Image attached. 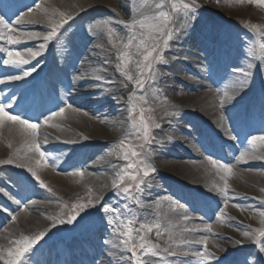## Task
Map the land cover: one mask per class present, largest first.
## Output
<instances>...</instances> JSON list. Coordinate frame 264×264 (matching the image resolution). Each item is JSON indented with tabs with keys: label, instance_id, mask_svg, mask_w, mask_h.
<instances>
[{
	"label": "bare ground",
	"instance_id": "1",
	"mask_svg": "<svg viewBox=\"0 0 264 264\" xmlns=\"http://www.w3.org/2000/svg\"><path fill=\"white\" fill-rule=\"evenodd\" d=\"M20 1L8 0L6 4H0V8L5 10L8 4L12 9H20L25 6ZM86 1L39 0L32 3L31 8L34 11H36L35 4L39 3L43 8H47L50 14L51 7L65 12L72 16V19H69L61 28L56 39L48 42L51 44L50 51L41 50L40 45L44 43L42 37L49 30V20L43 14L37 13V19L41 23L25 25L22 29L39 33L41 38L25 40L16 47L25 54L26 58L27 49L39 51L40 54L31 59L29 65L20 67L6 66L0 61L1 79L12 75L22 76L19 80H5L4 83H0V103L11 105L6 109L10 114L34 122L35 118L44 113L49 116L59 108H65V114L54 117L49 124H44V119L42 122H36L40 124L36 139L41 145V150L46 154L47 165L35 163L39 159V154L28 151L26 141L29 137L21 132L19 125L5 121L0 126V161L10 158L13 161L11 164H0V195L3 197L0 214L11 218L6 221L0 215V247L11 246L10 241L19 239L22 235L34 237L41 232L45 233L31 251L26 253L23 264H59L61 261L55 256L56 251L78 249L82 244L85 253L89 256V258L86 257L88 260L86 258L82 260L81 255L75 254L65 259L63 264H84V262L93 264L98 255L103 260L97 262L98 264H129L127 252L123 251L119 238L113 232L114 225H110L109 221L102 217L103 213L102 215L88 214L82 218L86 222L90 221L91 224L79 232L74 241L69 240L65 246L46 241V238H49V227H53L54 224V215L49 209H43L51 205L58 206L55 200L54 205L50 203L55 195L49 194L46 189V193L35 190L25 185L22 180L30 173L28 167H32L47 177L48 186L51 187L56 186L62 190L73 188L89 191L91 189L98 201L105 197L113 198L115 194L112 182L116 178L117 171L122 167L117 163V157L114 155L106 157L101 154L91 162L86 160L97 151L113 149L121 138L134 131V129L130 130L124 122V108L130 110L126 100L127 88L125 83L120 81L121 73L117 70L115 63L117 50L109 43L106 30L100 33L90 32L89 37L82 38L76 26H80L86 18L90 17L92 26L106 20L115 30L114 39H122L126 42L128 29L120 21L127 18L134 8L130 5L131 0H88L96 4L94 8L88 9L90 6L87 7ZM57 16L60 19L58 13L55 14V17ZM12 24L15 26V22ZM30 27H38V29L29 30ZM92 39H94L93 42ZM215 40L221 39L217 36ZM58 46L61 51L57 50ZM212 46L211 44L202 46L186 35L176 37L169 48L175 53L177 59H168L169 61L166 59L167 63H161L165 67L156 69L155 80L149 79L148 87L164 90L154 106L157 116L165 122L159 128L167 134L170 143L167 142V146L164 145L167 151L161 154L148 146L147 159L156 173L159 171V175L170 174L177 183L175 188L161 194L155 202H150L144 198L154 194V189H159V183L155 176H151L152 180L148 176L145 187H149L143 186V201L133 215L138 223H161L162 235L157 240H162L163 248L177 249V251L181 249L183 252L186 250L193 254L195 259H199L194 255L197 251L195 247L190 246L188 249H183L182 246L176 247L180 238L185 236L188 241H196L194 238L202 239L207 236L208 243L214 244L212 245L214 249L213 246H219L218 244L222 242L218 238L213 239L214 234H224L227 231L233 233V230L227 229L223 224L216 227L217 223L211 224V233L205 231V226L209 223L200 222L199 217L185 211L176 201L179 198L189 200V197L182 192V188L197 192L200 198L207 202L224 201L225 197L217 190L218 187L223 186L221 176L224 173L213 167L207 158L215 159L217 156L223 159L222 163L233 165L234 174L228 178L229 203L227 206L223 204L221 208L223 211L233 212L236 208L234 205H239L238 209H243L241 201L247 196L258 194L251 185L257 189L264 186V158L246 157L241 162L236 160L242 151H248L256 157H264V149L258 147L253 150L248 142L244 143L246 138L264 136V60L260 61L259 66L260 82L254 73H248L240 56L221 61L217 50L214 51ZM3 55L0 53V56ZM70 55L73 58L71 61ZM182 62L196 75H190L186 67H182ZM194 62H201L203 66H198ZM96 63H99L97 68ZM36 64H39L36 79L42 68L48 67V75L40 90L36 87L32 90L30 86H27L28 80L34 73L23 76L24 70ZM235 70L241 72L242 76L234 75L232 71ZM50 76L51 80L47 81ZM180 80L181 83H179ZM217 81H221L218 87H216ZM48 83L51 84V88L46 87ZM226 89L234 98L226 100L221 106L219 97ZM17 90H19L18 97L13 100L12 96ZM143 91L144 89H139V92ZM27 93L30 95L24 98ZM249 93L254 95L249 98L247 95ZM172 100L180 102H172ZM69 104L72 105L71 108L66 107ZM221 116H223L222 121ZM193 124L197 127L201 144L198 146L188 144L181 150L177 149L175 145L184 141L185 133L191 131ZM231 136H235L236 139H232ZM228 148H232V152L237 155ZM20 165H26V167ZM69 166L70 168L67 169ZM79 171H83V176L76 174ZM239 180H244V183ZM204 181L214 183L216 185L214 191L206 190L200 185ZM4 185L14 188L18 194L17 198L9 196ZM159 190L162 192L161 189ZM114 198L120 200L116 195ZM40 199L44 201L41 202ZM33 201L35 203H32ZM172 202L180 206L167 210L168 204ZM209 212L212 213V211ZM13 216L16 217L15 221L12 220ZM184 216L189 219L184 220ZM223 219L225 220L224 217L216 218V222H223ZM166 228L167 231H165ZM186 229H196V231H186ZM169 235L172 236V240H169ZM243 244L242 252H245L248 246ZM210 246H208L209 252H211ZM232 249L230 256L228 254V257H225L227 259L225 262L229 264H233L234 260L232 254L235 248ZM211 253L214 254V252ZM262 255L261 259H264V253ZM166 257L169 258L168 255ZM150 264L159 263L150 260ZM164 264H168L167 260Z\"/></svg>",
	"mask_w": 264,
	"mask_h": 264
},
{
	"label": "rangeland",
	"instance_id": "2",
	"mask_svg": "<svg viewBox=\"0 0 264 264\" xmlns=\"http://www.w3.org/2000/svg\"><path fill=\"white\" fill-rule=\"evenodd\" d=\"M8 0H0V4L4 5L6 4ZM16 1V0H13ZM39 2V0H21L20 2H23L25 6H23L20 9L15 10L14 8L10 5L7 4V8L3 10L0 8V15H4L5 19H7L10 23L15 22L16 17L22 13H26L29 8L33 6L32 3L34 2ZM185 2H190V0H185ZM52 4V3H51ZM144 4V0H131L130 5H133V12L128 15L127 18L123 19V21H130L131 19L139 18V12L137 11L138 9L140 11H145V9L142 7ZM195 4L197 5L194 15L187 21V25L185 28H183L179 33H174L173 39L169 41V45L173 44L174 40L176 37L186 35L189 37H192L193 40H196L198 44L200 45H206V44H211L213 45L212 48L214 51L217 52V55L219 59L222 61L229 60L230 58L233 57H241L242 63L245 65L246 70L248 73L253 74L256 76L257 80L261 82V79L259 78V66H260V59L255 58L254 56L249 55L250 52L253 51V45H257L260 42V39L255 36V33L251 29V25L256 24L261 27L262 30H264V6L263 5H257L255 3H250L249 0H195ZM49 5V4H48ZM86 5L88 9L94 8L95 3H91L88 0L86 1ZM51 11L54 8H49ZM170 11V8H169ZM151 9L147 10L146 14H150ZM39 13V12H38ZM58 13V12H57ZM42 14V13H41ZM82 15V13L80 14ZM55 19H59L58 16L55 17ZM91 17L88 19L86 18L83 21V24L80 26H76V29L78 33L80 34V37H89L90 31L88 30L92 26V20H90ZM176 26H179V22L176 23ZM79 27V29H78ZM29 30H37L38 27H30L28 28ZM23 30V29H22ZM61 31V29H60ZM59 31V32H60ZM68 35V34H67ZM220 38L221 40H215ZM128 37V33H127ZM211 38V39H210ZM94 39H92L93 42ZM91 40H89L90 42ZM127 41V40H126ZM88 42V41H87ZM85 42V43H87ZM51 44H48L47 47L41 49V50H47L50 51ZM211 48V49H212ZM169 47L164 50V55L165 59H177V56L173 51H169ZM57 50L61 51V48H57ZM258 52V47L256 49ZM217 57V58H218ZM72 56L70 55V61L72 60ZM136 59H139V57H136ZM166 60V61H167ZM169 61V60H168ZM119 61L117 58L115 59V63L117 64ZM193 62V61H192ZM195 63V62H194ZM198 66H203L201 62H196L195 63ZM39 64H36V66H31L32 68H35L36 70L32 72V74H36L37 68ZM96 65V66H95ZM94 66L97 68L99 67V63H96ZM182 67H186V71L189 72L190 75L195 76V72H193L187 65L182 62ZM169 66V65H168ZM165 66L163 64H156L155 68L156 69H163ZM129 71L132 73L134 79L136 78V72L137 70L135 69L134 65H129ZM234 75L242 76L241 72L232 71ZM33 74V75H34ZM35 77V76H34ZM203 77V76H202ZM2 76L0 75V79ZM205 78V77H204ZM34 79V78H32ZM120 81L125 83L126 85V100L128 104L130 105V108L132 107L133 103H135L136 108L135 111L133 112L132 116L129 115V109L124 108V122L126 123L127 127L132 130L131 128V122L136 121L137 123L139 122L140 118V109L141 107L147 109L151 108L152 111L144 112V118L149 124V129H150V138L151 143L150 144H145V152L148 146L153 147L154 151L161 154V152L167 151V148H164L167 142L170 143L169 138L167 134L163 131L160 130V128H156L155 124L163 125L165 122L160 119L155 111V106L154 103L157 102L160 96V93L163 92V89L160 88H152L151 86L148 87V82L149 79L145 77L147 80L145 84V88L143 92H139V89L132 81H128L122 74L120 77ZM204 81L206 79H203ZM182 81L180 80L179 83ZM221 81L216 82V87L219 86ZM27 86H34V80L33 81H28ZM116 86H118L116 84ZM205 88V87H204ZM202 88V89H204ZM135 93V96L133 100H129V95ZM19 94V90L14 92L12 99L16 100ZM144 95L147 98V103L144 104L141 100L138 99L139 96ZM248 97H251L252 93L247 94ZM18 102V101H17ZM172 102H180V101H174ZM126 109V112H125ZM47 117V113L42 114V116L35 118L33 121L34 122H42V120ZM185 137H183L184 141L181 142L180 144H176L175 147L177 149H183V147L187 146L188 144H191L193 146H198L200 145V139H199V132L197 130V127L193 124L192 129L190 132L185 133ZM249 139L244 140V143H247ZM132 143L134 144H140L144 143L143 139H132ZM229 149V148H228ZM114 150H100L94 153L89 157L87 162H91L93 159H95L99 155H103L106 157H110L109 153ZM170 150V149H169ZM229 151L232 152V148L229 149ZM234 155L235 152H232ZM209 155V154H208ZM115 156V155H114ZM118 159V158H117ZM215 159H217L219 162H223V159L215 156ZM86 162V163H87ZM117 163L121 164L124 166L126 163L125 161L118 159ZM149 163V160H148ZM225 163V162H224ZM6 167V166H5ZM70 166L67 168L69 169ZM9 169V167H7ZM155 169V168H154ZM10 170V169H9ZM156 173V170L150 173V179L152 180V175L155 176L156 180L159 183V189L160 190L154 189V194L151 196H148L144 199L150 200V202H155L157 197L161 196V194H165L168 192L169 189L175 188L176 183L173 181V177L170 174H162L159 175L158 172ZM37 176L40 177L41 180L44 181V183L47 185V188H50L52 191L49 192L47 188L41 187L39 181L35 177L32 176L31 173L26 175L25 177L22 178L23 182L25 185L30 186L34 188L35 190H39L40 192L46 193V190L49 194H54L55 197L51 199V202L54 205V200L55 203L58 204V206H48V208L42 207L43 210H50L52 214L54 215V224L53 227H49V238H46V241L51 242L52 244H60L62 246H65L68 241H74L76 236L78 235L79 232H82V230L89 226L91 223L86 222L82 220V218H85L88 214H99L102 215V217L106 220L109 221V219H114V215L112 212H105L104 208L105 206H110L111 208L114 209H119L123 213V216L133 218L134 212H136L137 209H139L140 206H137L132 200L127 199L126 196L122 193L121 189L114 188V195L113 198H102V200L98 201V198L96 194L91 192V199L93 201V204L87 208L84 209L83 212L80 213V215L77 217L73 223H67L68 216L71 215L74 211L72 208V205L74 203H87L89 200V191L88 190H75L73 188H67L62 190V188H57L56 186H48V180L46 179L47 177L40 172L39 170L36 171ZM1 175V174H0ZM148 178H145V181ZM241 183H244V180H239ZM50 183V182H49ZM128 183H132L131 181L127 180L125 181L126 186ZM206 190H212L216 188V185L214 183L210 184L206 181L201 182V184ZM144 188L146 183H144ZM251 187L255 188L257 191V195H251L247 196L241 201V206L243 209H238L236 207L233 212H227L223 211L222 217L225 218L223 222H216L217 214L220 213L221 208H223V202H218L216 200H212L207 202L204 199L200 198V195L197 192L193 191H186L184 188H182V192L185 193L188 197L189 200L186 201L184 199H177L176 201L179 202L184 208L185 211L188 213L193 214L194 216L199 217V221L203 223H209V224H216V227L219 226L220 224L225 225L227 229L233 230V233L230 232H224V234H214L213 239L218 238L222 242L218 244L219 246H213L214 249L212 248V245L214 244H209L210 246V251L214 252L212 253V256L207 260L204 261L203 264H229V262H225L227 260L225 257L230 253V250H233L232 248H235L234 252V260L233 264H258V262L264 260L261 259L262 254L264 251H261L262 248V243L260 242H254L252 240H249L243 236V232L245 231H251L252 229L255 228H260L264 225L261 224V217L259 216L260 211H264V192H261L260 189H257L254 185H251ZM264 188V186L262 187ZM4 189H6V192L9 196L12 198H17V193L14 188L8 187L4 185ZM46 189V190H45ZM54 190V191H53ZM38 191V192H39ZM143 194L144 190L139 193V199L140 201H143ZM116 196L119 197V201L114 198ZM204 197V196H203ZM3 200V197L0 195V206L3 204L1 203ZM29 200V199H28ZM39 201H44V200H39ZM67 205V207H64V205ZM125 204L128 205V209H125L124 206ZM130 204H132V207H130ZM180 206V205H179ZM176 205L174 202L172 204H168L167 210H172L173 208L179 207ZM209 211H212L209 212ZM245 212V213H244ZM3 219L6 221L10 220L9 216L3 215L2 213L0 214ZM101 217V218H102ZM64 220V223H59V220ZM94 221V217L92 218ZM91 220V221H92ZM106 228L107 225H106ZM230 234V235H229ZM202 235V234H199ZM184 236V235H182ZM197 236V235H196ZM149 238L152 240L153 243H159L161 246V254L160 257L157 258H150V260H153L156 263L159 264H194L198 263L201 264L199 259H195L193 254L184 256L182 253L183 251H177V249H174L173 251L177 252V256H171L168 255V253L163 251V243L162 240L158 241V237L155 236L154 233L149 234ZM181 240H188L185 236L180 238V240L177 241V245L180 244ZM194 240H200L198 238H194ZM242 241V243L237 244L236 241ZM261 241H264V237H261ZM120 242V240H119ZM245 243V244H243ZM234 244V245H232ZM247 245L248 249H245V252H242V248L244 246L241 245ZM232 245V246H231ZM182 246L183 249H188V247ZM192 247H195L197 251H202V246L200 244H192ZM177 247V246H176ZM236 247L238 248L236 250ZM251 247V248H250ZM175 248V247H173ZM83 247V244L80 245L78 249H61L56 251L54 254L61 261L59 264H63L64 261H66L70 256H77L81 255V258H89L88 254L85 253V250ZM187 252L186 250H184ZM127 252V251H126ZM82 253V254H81ZM128 255V260L130 257V252H127ZM169 256L167 259L166 256ZM216 255V256H215ZM230 256V254L228 255ZM227 256V257H228ZM86 258V260H88ZM66 259V260H65ZM103 260L101 259V256L98 255L96 257V261L93 262V264H98L99 262H102ZM224 261V262H223ZM98 262V263H97ZM1 264H3V261H0ZM84 264H90L84 262ZM129 264H134V262H130Z\"/></svg>",
	"mask_w": 264,
	"mask_h": 264
},
{
	"label": "snow or ice",
	"instance_id": "3",
	"mask_svg": "<svg viewBox=\"0 0 264 264\" xmlns=\"http://www.w3.org/2000/svg\"><path fill=\"white\" fill-rule=\"evenodd\" d=\"M249 2L257 5H264V0H249ZM142 7L145 11L137 10L139 12V18L134 17L130 21H120V23L124 24L128 29L126 42L122 39H114L116 35L115 30L110 26L109 21H100L88 29L90 32L94 33H100L106 30L109 43L117 50L116 55L119 61L116 64L117 70L128 81H132L140 89L145 88L147 82L145 77L155 80L157 76L156 64L167 63L164 50L169 47V41L173 39L174 33H179L186 27L187 21L194 15L197 5L195 4V0H190V2H185V0H144ZM148 9H151L150 14H146ZM35 10L36 11H34L33 8H29L28 13L18 15L15 20V26L5 19L4 15H0V53L4 54L0 56V61H2L3 65L13 67L29 65L30 60L40 54L39 51L27 49L26 58L25 54L17 50L16 47L25 40L41 38L39 33L22 30L25 25L41 23V21L37 19L38 12L42 13L49 20V30L42 37L44 43L40 45V49L47 47L48 42L56 39L60 29L63 28L69 19H72V16L56 9H53L50 14L49 10L43 8L39 3L35 4ZM57 12L60 17L58 20L54 18ZM177 22H179V26H176ZM251 29L255 33V36L260 39V42L258 46L255 44L253 45V51L250 52L249 55L264 60V30L256 24L251 25ZM257 47L258 52L256 51ZM136 57H139V59H136ZM105 63H107V61H105ZM129 65H134L137 70L135 79L129 71ZM35 70V68H27L23 71V76H29ZM19 79H22V76H7L5 79H0V83H4L5 80ZM134 96L135 93L130 94L129 100H133ZM233 98L232 95H229V90H224L223 94L219 97L221 106H223L226 100H232ZM138 99L144 104L147 103V98L144 95L139 96ZM10 107L11 105L0 103V126H2L5 121L11 122L14 125H19L21 132L29 137L26 141L28 151L39 154V159H37L35 163L37 165H47L48 160L46 154L41 150V145L36 139L40 124L22 118L21 116L10 114L9 111L6 110ZM66 107L71 108L72 105L69 104ZM135 108L136 105L133 103L129 110L130 116H132ZM145 111L151 112L152 109L150 107L147 109L141 107L139 122H131V128L134 129V131L127 133L121 138L114 145V150L109 153L126 162L124 166L117 171L112 186L121 189L126 198L132 200L137 206H140L141 203L139 193L143 191L145 178L148 177L151 172L155 171L154 167L148 163V153L145 152V144H150L152 139L150 138L149 124L144 118ZM64 114L65 108L61 107L58 111L52 112L49 116L45 117L43 123L49 124L54 117L63 116ZM220 119L222 121L223 116H221ZM52 126L57 127L58 125ZM155 127L159 128L160 125L155 124ZM133 138L137 140L142 138L144 143L134 144L132 143ZM231 138L236 139L235 136H231ZM248 144L252 146L253 150L258 147L264 149V136H253L248 140ZM246 157L264 158L251 155L248 151H242L239 156L236 157V160L237 162H241L244 161ZM207 159L219 172L224 173V175L221 176L223 186L218 187L217 190L225 197L223 203L227 206L229 203L228 193L230 189L228 178L234 174L233 165L219 162L212 157H208ZM12 162L10 158L0 161V164H11ZM20 166L26 167V165ZM28 171L39 181L41 187L47 188L44 181L37 176L34 168L28 167ZM76 174L83 176L84 173L83 171H79ZM126 179L132 183H128L124 186ZM47 190L49 192L52 191L50 188H47ZM260 191L264 192V188H261ZM89 196L90 198L87 203H74L72 205L74 211L68 216L67 223H73L85 208L93 204L91 189H89ZM17 203L19 204V201H17ZM32 203L35 202L33 201ZM234 206L240 207L239 205ZM64 207H67V205L65 204ZM181 207L183 206L181 205ZM124 208L128 209V205L125 204ZM104 211L106 213H113L114 219H110L109 224L114 225L113 232L117 238H119L123 251L130 252V262H134V264H150V258L160 257L161 246L159 243H153L149 238V234L154 232L155 236L159 238L162 235L161 223H138L135 218H129L130 213L129 217H125L121 210L111 208L110 206H105ZM222 215L223 209L217 214V219H221ZM259 216L261 217V224L264 225V211H260ZM50 219H52V217H50ZM183 219L188 220L189 217L184 216ZM12 220L15 221L16 217L13 216ZM58 222L64 223L65 221L61 219ZM167 230L166 228L165 231ZM204 230L211 233V224L206 225ZM186 231H196V229H186ZM44 235V232L34 237L22 235L19 239L10 241L11 246L7 248L0 247V261H3V264H23V258L26 253L31 251L36 242ZM243 236L254 242L262 243L261 251H264V241H261V237H264V226L252 229L251 231H245L243 232ZM169 240H172L171 235H169ZM106 243L110 242L106 241ZM236 243L240 244L242 241L237 240ZM192 244H200L202 246V251L194 253V255L199 258L201 264L212 256V253L208 251L207 236L196 241L181 240L177 247H180V245L190 247ZM163 251L168 253V255L177 256V252L171 250V248H164ZM182 254L184 256L189 255L188 252H183Z\"/></svg>",
	"mask_w": 264,
	"mask_h": 264
}]
</instances>
